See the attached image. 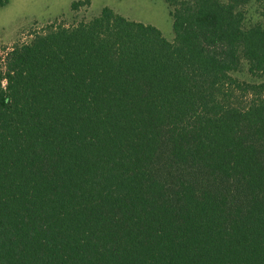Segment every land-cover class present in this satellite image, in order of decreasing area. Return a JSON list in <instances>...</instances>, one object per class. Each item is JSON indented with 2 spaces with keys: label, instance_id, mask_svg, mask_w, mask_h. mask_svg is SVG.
<instances>
[{
  "label": "trees",
  "instance_id": "1",
  "mask_svg": "<svg viewBox=\"0 0 264 264\" xmlns=\"http://www.w3.org/2000/svg\"><path fill=\"white\" fill-rule=\"evenodd\" d=\"M163 1L1 47L0 264H264V0Z\"/></svg>",
  "mask_w": 264,
  "mask_h": 264
},
{
  "label": "rangeland",
  "instance_id": "2",
  "mask_svg": "<svg viewBox=\"0 0 264 264\" xmlns=\"http://www.w3.org/2000/svg\"><path fill=\"white\" fill-rule=\"evenodd\" d=\"M0 4V54L2 46L28 41L30 33L40 31L48 22L62 20L66 23L88 20L103 7L130 19L158 28L167 39H172V21L163 0H90L87 8L71 10L74 0H2ZM259 3L251 0L247 8L249 20L263 19L258 10Z\"/></svg>",
  "mask_w": 264,
  "mask_h": 264
}]
</instances>
